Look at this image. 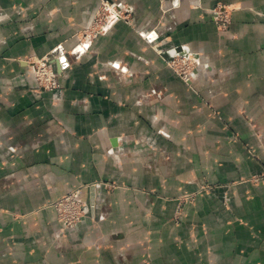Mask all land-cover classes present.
<instances>
[{
    "label": "crops",
    "instance_id": "0c3cea01",
    "mask_svg": "<svg viewBox=\"0 0 264 264\" xmlns=\"http://www.w3.org/2000/svg\"><path fill=\"white\" fill-rule=\"evenodd\" d=\"M101 1L0 0V264H264V0H108L128 20L83 48ZM152 44L194 55L190 82Z\"/></svg>",
    "mask_w": 264,
    "mask_h": 264
},
{
    "label": "built area",
    "instance_id": "2783aa9c",
    "mask_svg": "<svg viewBox=\"0 0 264 264\" xmlns=\"http://www.w3.org/2000/svg\"><path fill=\"white\" fill-rule=\"evenodd\" d=\"M213 20L219 29H226L230 23L229 10L222 4H217L213 9ZM128 8L120 3H113L108 0L100 2L96 8L90 23L83 27L80 37L84 39V47L90 44L91 37L94 34L106 30L114 21L122 19L128 20ZM167 64L174 72L184 81L190 82L194 74L198 59L191 53L179 54L173 49H167L161 52ZM34 79L39 88L44 90H52L58 87L57 74L53 67L49 64L48 58H40L34 60L30 64ZM80 188L62 195L53 202L57 212V218L60 221V231L64 233L80 222L88 211V208L79 198ZM189 196V195H188ZM191 196V195H190Z\"/></svg>",
    "mask_w": 264,
    "mask_h": 264
},
{
    "label": "rangeland",
    "instance_id": "374dc122",
    "mask_svg": "<svg viewBox=\"0 0 264 264\" xmlns=\"http://www.w3.org/2000/svg\"><path fill=\"white\" fill-rule=\"evenodd\" d=\"M103 1V0H102ZM114 3V2H113ZM128 18V17H127ZM109 28V27H108ZM107 28V29H108ZM107 29L106 30H102L100 33H98V34H94L95 32H93V37H91V40H90V43H91V41L93 40V38L95 37V36H97V35H99V34H102V33H104L105 31H107ZM82 30H83V28L75 35V37L78 39V42H79V44L81 45V47H83V48H86V47H84L83 46V44H84V39L83 38H81L80 37V34L82 33ZM90 45V44H89ZM88 45V46H89ZM87 46V47H88ZM152 47L154 48V50L158 53V54H160L161 56H163L164 57V55L161 53V52H164L165 50H167V49H164V48H160V47H158V45L157 44H152ZM169 49V48H168ZM50 64V63H49ZM166 64H167V62H166ZM198 64H199V61H198ZM51 65V64H50ZM168 65V64H167ZM52 66V65H51ZM169 66V65H168ZM198 66V65H197ZM169 68H171L170 66H169ZM54 69V68H53ZM172 69V68H171ZM197 69V68H196ZM173 70V69H172ZM174 71V70H173ZM196 71V70H195ZM179 77V76H178ZM180 78V77H179ZM181 79V78H180ZM182 80V79H181ZM183 81V80H182ZM250 182H253V183H259V182H264V172H261V173H259V174H256V175H253V176H251L249 179H248ZM104 185L110 190V189H113L115 186H116V184H113V183H104ZM88 186V184H81V185H78V186H76V187H74V188H72V189H70L69 191H67L66 193H64V194H68L69 192H71V191H73V190H75V188H80V193H79V198L86 204V205H88L87 206V208H88V211L87 212H85V214H84V216H83V218H82V220H84V218H86L87 216H88V214H89V212H90V206H89V204H88V202L84 199V198H82V196H81V191H82V189L84 188V187H87ZM64 194H62V195H64ZM61 195V196H62ZM189 195V196H188ZM191 195V196H190ZM195 194L192 192V193H186V194H183L182 196H179V199H181V200H189V199H192V197L194 196ZM61 196H59L58 198H60ZM58 198H56L55 200H57ZM54 200V201H55ZM54 201H52L51 202V207L53 208V210H54V212H55V215H56V220H57V222H58V224H59V229H60V227H61V224H60V221L58 220V218H57V212H56V209H55V207H54V205H53V202ZM179 209V208H178ZM82 220L80 221V222H82ZM80 222H78L77 223V225L75 226V227H73V228H71V229H68L67 231H72V230H74L75 228H77V226L79 225V223ZM66 232V231H65ZM64 232V233H65Z\"/></svg>",
    "mask_w": 264,
    "mask_h": 264
}]
</instances>
